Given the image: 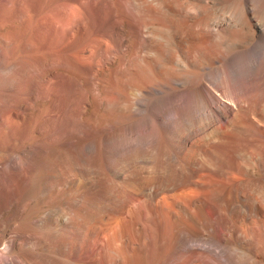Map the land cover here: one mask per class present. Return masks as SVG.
<instances>
[{
    "label": "bare ground",
    "instance_id": "1",
    "mask_svg": "<svg viewBox=\"0 0 264 264\" xmlns=\"http://www.w3.org/2000/svg\"><path fill=\"white\" fill-rule=\"evenodd\" d=\"M25 3L0 264H264V0Z\"/></svg>",
    "mask_w": 264,
    "mask_h": 264
},
{
    "label": "rangeland",
    "instance_id": "2",
    "mask_svg": "<svg viewBox=\"0 0 264 264\" xmlns=\"http://www.w3.org/2000/svg\"><path fill=\"white\" fill-rule=\"evenodd\" d=\"M21 1H23V3H25V0H21ZM20 1V3H19V7L17 6V8L15 7V8H13V9H15V10H13L12 11V13L9 11V13L8 14H10L11 15V17H10V19H12V16L14 17V16H16V17H14L13 18V20H11V21H6V22H4L3 23V29H2V31H1V33H3L4 34V36L2 35V39H3V37H5V39H6V34L7 33H9L8 35H10V33H12V32H17L16 34H17V36H16V34H14V33H12V37H13V39H12V37L10 36H8L9 38L7 39V41H5V40H2L1 39V37H0V49L2 50L1 51V53H2V55L4 56L5 55V58L7 57V60H9L10 62L12 61V63L15 65V69L17 70V72H16V70H15V74L14 75H16L17 73H19L18 71H19V69L20 68H22L23 67V62L25 61V62H27L28 63V61H27V59H28V56H27V54H28V51L26 52V50H28V48L26 47V49H25V46L23 45V42L24 41H27L26 39L28 38V34H26V31L29 29L30 30V28H29V26L31 25V24H33V23H30V21H32V22H34L33 20H35V16L37 15V16H39L38 14L40 13V11H39V13L37 14V12L38 11H36V14H35V12L33 13V11L32 10H30V13H29V7L27 6V7H25L26 5L25 4H27L28 3V1H27V3H25V4H23L22 2ZM21 4V5H20ZM20 6H21V8H26V9H22L23 11L21 12V11H19L20 13L19 14H17L18 13V10L20 9L21 10V8H20ZM24 6V7H23ZM19 8V9H18ZM12 10V9H11ZM17 10V11H16ZM17 13H16V12ZM14 12H15V14H14ZM41 14V13H40ZM10 15H8V16H10ZM35 18H34V17ZM30 17H32L31 19H29ZM33 19V20H32ZM18 22V23H17ZM11 25V26H10ZM8 27V28H7ZM27 27V29L25 30V28ZM31 27V26H30ZM23 28V29H22ZM24 30L25 31V34H24V31H23V34H22V31ZM29 30L27 31V33L29 32ZM19 31V32H18ZM21 31V32H20ZM20 36V38H19V36ZM22 35V36H21ZM25 36V37H24ZM17 37V38H16ZM24 37V38H23ZM23 38V39H22ZM8 40H9V42H8ZM6 42H8V43H6ZM6 43V44H5ZM16 43V44H15ZM23 48H22V47ZM6 50V52H7V54H6V52H5V50H4V52H3V48ZM25 49V50H24ZM26 54H25V53ZM25 54V55H24ZM7 55V56H6ZM27 58H26V57ZM13 59H12V58ZM23 57H25V58H23ZM22 58V59H21ZM24 59V60H23ZM28 68V67H27Z\"/></svg>",
    "mask_w": 264,
    "mask_h": 264
}]
</instances>
